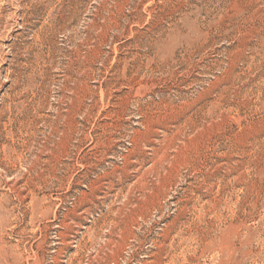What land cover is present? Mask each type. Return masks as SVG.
Instances as JSON below:
<instances>
[{
	"label": "rangeland",
	"instance_id": "rangeland-1",
	"mask_svg": "<svg viewBox=\"0 0 264 264\" xmlns=\"http://www.w3.org/2000/svg\"><path fill=\"white\" fill-rule=\"evenodd\" d=\"M0 264H264V0H0Z\"/></svg>",
	"mask_w": 264,
	"mask_h": 264
}]
</instances>
